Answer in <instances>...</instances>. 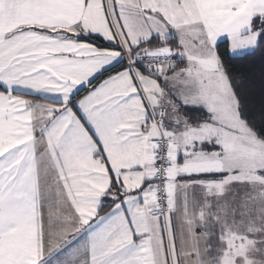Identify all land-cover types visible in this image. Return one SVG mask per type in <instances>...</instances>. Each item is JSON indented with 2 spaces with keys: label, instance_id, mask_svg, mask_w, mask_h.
Segmentation results:
<instances>
[{
  "label": "snow or ice",
  "instance_id": "1",
  "mask_svg": "<svg viewBox=\"0 0 264 264\" xmlns=\"http://www.w3.org/2000/svg\"><path fill=\"white\" fill-rule=\"evenodd\" d=\"M0 264H264V0H0Z\"/></svg>",
  "mask_w": 264,
  "mask_h": 264
},
{
  "label": "trees",
  "instance_id": "2",
  "mask_svg": "<svg viewBox=\"0 0 264 264\" xmlns=\"http://www.w3.org/2000/svg\"><path fill=\"white\" fill-rule=\"evenodd\" d=\"M238 71H239V69H238Z\"/></svg>",
  "mask_w": 264,
  "mask_h": 264
}]
</instances>
